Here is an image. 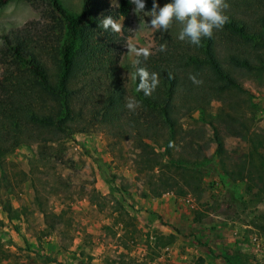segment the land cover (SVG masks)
I'll return each instance as SVG.
<instances>
[{
	"label": "trees",
	"instance_id": "trees-1",
	"mask_svg": "<svg viewBox=\"0 0 264 264\" xmlns=\"http://www.w3.org/2000/svg\"><path fill=\"white\" fill-rule=\"evenodd\" d=\"M7 1L0 0V6ZM42 1L55 14L48 32L33 34L14 28L1 36L0 165L3 156L18 146L59 142L95 126L111 138L138 143L136 172L144 177L147 195L199 196V181L188 169L204 159L207 143L201 129L187 140L180 136L178 121L193 111L202 114L211 101H217L220 107L215 117L205 124L211 129L220 170L230 182H246L253 206L262 201L264 130L249 133L234 99L240 91L238 76L264 71V0H249L250 4L234 0L225 11L229 20L222 30H214L213 36L202 38L198 46L179 40L180 28L175 33L158 31L156 49L147 58L136 55L127 65L132 79L129 90L118 67L122 53L118 34L99 25L109 15L125 24L128 0H118L115 13L108 9L106 0H81L78 12L69 11L60 0ZM144 2L146 8H152V0ZM224 35L225 40L226 36L230 39L228 46L239 40L240 49L229 51L220 39ZM164 44L166 50L161 51ZM139 68L149 73V85L151 75L157 77L149 95L138 91ZM190 76L200 83H193ZM129 100L138 106L128 109ZM228 136L248 143L250 152L229 158L223 145ZM145 139L160 146L162 152L147 150ZM176 146L181 150L174 152ZM39 212L44 235H54L57 247L68 249L70 241L61 243L67 232L63 213ZM261 218L252 223L264 234ZM172 241L173 234H160L154 246Z\"/></svg>",
	"mask_w": 264,
	"mask_h": 264
},
{
	"label": "rangeland",
	"instance_id": "rangeland-1",
	"mask_svg": "<svg viewBox=\"0 0 264 264\" xmlns=\"http://www.w3.org/2000/svg\"><path fill=\"white\" fill-rule=\"evenodd\" d=\"M60 2L71 12H78L81 5V0ZM167 2L170 0L159 4L163 6ZM225 2L231 5L234 0ZM106 3L112 12L117 11L118 0H106ZM134 7L130 4L125 24L121 18L115 20L121 25V30L117 32L122 47L118 67L127 90L132 84L127 65L132 64L136 56L127 50L128 47L148 48L152 52L156 49L158 32L145 23L150 21L149 17L133 12ZM150 10L146 7L144 9L145 12ZM52 11L50 5L42 0H9L0 6V49L1 36L11 29L25 28L33 34L48 32L54 23L55 14ZM242 15L247 17L243 11ZM180 27L174 21L169 29L175 33ZM224 37L220 39L228 46L226 43L230 39L226 36L225 40ZM238 41L229 44V51L240 49L241 42ZM238 83L240 91L234 100L239 104L242 122L249 133L261 134L264 130V71L261 74L253 72L238 76ZM219 107V102L211 101L202 114L193 111L178 121L180 136L187 140L190 134L201 129L207 143L204 159L188 169L199 181V196L191 194L176 197L164 193L152 198L147 195L144 177L136 172L138 143L111 138L95 126L59 142L35 143L12 149L3 156L0 165V259L6 256H25L28 264H89L91 259L102 255L93 252L98 239L103 238L108 245V252L102 264H132V260L126 259V256L120 257L115 253L117 249L114 246L118 241L114 235L122 232L128 245L145 248L149 254L157 253L160 246H154L158 236L154 231L160 223L170 227L174 233L172 242L179 238L177 247L186 255L185 264H199L201 260L199 252H188L185 247L189 249L195 245L212 254L207 244L200 242L199 236L196 238L193 228L196 227L195 223H199V226L202 224L211 232L217 225H221L222 230L236 232L243 242L250 234L264 238V234L257 231L252 223H258L264 217V198L253 206L252 198L245 190L246 182H230L220 170L214 152L215 145L211 140V129L205 124L215 117ZM143 142L147 150L158 154L162 152V148L154 145L153 141L145 139ZM182 144L181 141L179 145ZM223 145L229 158L235 159L241 153L250 152V145L242 139L224 137ZM179 150L180 147H174V152ZM161 161L164 162L165 157ZM104 180H108L109 184ZM214 181L221 187H214ZM185 197L191 200L192 207L186 204L184 216L178 221V224H184L180 229L163 222L158 213L151 209L155 202L171 201L176 204L177 199ZM40 209L53 215L63 213L67 232L64 231L61 243L70 241V246L64 252L57 250L54 235H44ZM215 215L219 217L213 218ZM147 218L157 220V226L146 227L149 224ZM245 225L249 227H243ZM145 232L150 233V242L148 236H144ZM233 249V262L241 263L248 259L256 264H264V258H253L250 246L246 249L244 247L243 252L237 251L235 247ZM166 258L162 256V259ZM58 259H62L61 262Z\"/></svg>",
	"mask_w": 264,
	"mask_h": 264
},
{
	"label": "crops",
	"instance_id": "crops-1",
	"mask_svg": "<svg viewBox=\"0 0 264 264\" xmlns=\"http://www.w3.org/2000/svg\"><path fill=\"white\" fill-rule=\"evenodd\" d=\"M176 204L173 202H162L160 201L155 202L152 204L151 209L156 211L162 219L163 222L166 224H172L176 228L179 229L183 227L184 224H178L181 220V218L184 216V209L186 207V204L189 205V207H192V204H189L187 200L185 199H177ZM149 206V205H148ZM213 218H218L219 215L212 216ZM148 219V218H147ZM149 224H147L146 227L149 226H157L156 222L157 220L154 219H148ZM177 224V226H176ZM196 227L194 230L196 231V238L199 236V241L202 243L207 244V249L212 250V254L210 255L207 250H203L201 248L193 246V248L187 249L185 247L184 249L188 252H194L201 258L199 261V264H256V262H253L251 260H248L246 262L241 261V263L233 262V257L231 253L233 252L234 247L237 248V251L243 252L246 248H248L249 242L246 237L244 238V242L242 241L241 236H238L236 232L229 233L226 230L221 229V225H217L215 229L212 230H206L202 224L195 223ZM181 226V227H180ZM243 227H249L248 225ZM154 234L155 235H169L174 234L172 233V230L167 225L158 224V227H155ZM210 231V234H209ZM152 232V231H151ZM150 233L145 232L144 236H148V242L152 239V237L149 235ZM115 239L118 241L116 242L114 248L117 250L115 253L117 255H120V257H124L128 260H132V264L135 263H142V264H185V258L186 255L182 253V249L178 248L179 238L176 239L174 242L165 245L163 247H159L157 249V253L151 252L152 255H150L145 248H138L135 245H128L126 243V240L123 237V233H116L114 235ZM144 237V238H146ZM44 238V237H43ZM100 240V241H99ZM233 243V244H232ZM234 245V246H233ZM110 246V245H109ZM245 247V249H244ZM252 247V245L250 246ZM93 254H101L89 261V264H102V261L105 259V254L108 252V245H106V242L103 238H99L96 244V248H94ZM252 249V248H251ZM60 252H64V250L58 248L57 249ZM67 250V249H66ZM150 252V251H149ZM161 252L162 255L159 253ZM165 253V254H164ZM65 254V253H64ZM147 254V255H146ZM157 254V255H156ZM156 255V256H155ZM167 257L166 260L162 259V256ZM62 259H58V262H61ZM67 261V260H66ZM28 260L25 258V256H19L17 258H13L11 256H6L0 259V264H28ZM63 264V263H62ZM113 264H119L117 262H114Z\"/></svg>",
	"mask_w": 264,
	"mask_h": 264
},
{
	"label": "clouds",
	"instance_id": "clouds-1",
	"mask_svg": "<svg viewBox=\"0 0 264 264\" xmlns=\"http://www.w3.org/2000/svg\"><path fill=\"white\" fill-rule=\"evenodd\" d=\"M128 2L135 6L133 12L136 15L142 13L145 17L150 18V21L145 23L153 31H167L174 21L178 22L181 26L178 39L187 40L197 46L202 38H211L214 30H222L229 20L225 11L230 5L225 0H170L163 6H160L158 0H152V8L147 12L144 11L146 7L144 0H128ZM99 25L104 30L111 29L115 32L121 30V25L110 15L103 17L99 21ZM127 50L134 52L137 56L143 55L145 58L150 55L148 48L137 49L129 46ZM160 50L165 51L166 44L161 45ZM137 71L140 80L138 91H144L145 95H149L157 84V77L152 74L151 85H149L147 83L149 73L146 69L139 68ZM189 78L195 84L200 83L195 76ZM137 106L134 100H129L126 104L128 109H134Z\"/></svg>",
	"mask_w": 264,
	"mask_h": 264
},
{
	"label": "built area",
	"instance_id": "built-area-1",
	"mask_svg": "<svg viewBox=\"0 0 264 264\" xmlns=\"http://www.w3.org/2000/svg\"><path fill=\"white\" fill-rule=\"evenodd\" d=\"M213 185H214V187H216V186L221 187L220 184L216 181L213 182ZM183 199L187 200L188 203L190 204L191 200L188 197H185ZM247 239H248L249 245L250 246L252 245L251 250H252V254H254L253 258H255V259L258 258L260 260L263 259L264 258V238H262L261 236L256 235V234H250L247 237ZM258 259H257V262H259ZM251 261H253V260H251Z\"/></svg>",
	"mask_w": 264,
	"mask_h": 264
}]
</instances>
